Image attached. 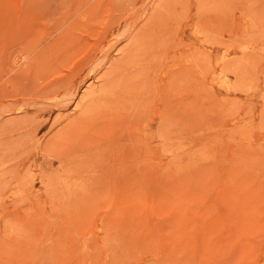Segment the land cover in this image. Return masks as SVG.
<instances>
[{"label":"rangeland","instance_id":"rangeland-1","mask_svg":"<svg viewBox=\"0 0 264 264\" xmlns=\"http://www.w3.org/2000/svg\"><path fill=\"white\" fill-rule=\"evenodd\" d=\"M0 264H264V0H0Z\"/></svg>","mask_w":264,"mask_h":264}]
</instances>
